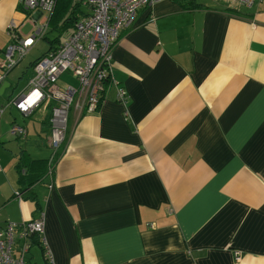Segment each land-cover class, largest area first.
<instances>
[{
	"label": "crops",
	"instance_id": "crops-1",
	"mask_svg": "<svg viewBox=\"0 0 264 264\" xmlns=\"http://www.w3.org/2000/svg\"><path fill=\"white\" fill-rule=\"evenodd\" d=\"M39 15L0 0V224L43 213L56 264H264V1L139 9L97 109L70 108L56 161L53 103L20 113L9 103L33 76L15 92L1 66L9 21L26 33ZM34 239L26 264H48Z\"/></svg>",
	"mask_w": 264,
	"mask_h": 264
},
{
	"label": "built area",
	"instance_id": "built-area-1",
	"mask_svg": "<svg viewBox=\"0 0 264 264\" xmlns=\"http://www.w3.org/2000/svg\"><path fill=\"white\" fill-rule=\"evenodd\" d=\"M19 1L26 11L39 12L40 15L37 18L29 17L27 23L30 29L26 33L21 32L19 23L14 19L9 21L7 28L10 41L2 50L1 60L6 73L26 56L37 41L45 37L57 3V0ZM155 1L157 0H76L74 5L84 7L71 32L34 62V75L28 88L9 104L20 113L28 115L43 103H53L48 143L53 149L54 161V155L65 139L70 108L74 106L78 111L86 109L88 112L97 109L110 74L112 50L120 31L133 24L139 9L151 6ZM226 1L232 7H240L264 0ZM63 73L73 74L77 85L61 86L57 80ZM116 96L119 102L126 104L127 93L121 86H116ZM26 132V128L17 123L12 124L9 129L12 136L24 137ZM16 195L20 197V192L17 191ZM44 232L43 213L37 218L0 224V264H26V255L34 236L40 240L39 245L46 262L56 264L45 241ZM234 254L239 259L240 251L235 250Z\"/></svg>",
	"mask_w": 264,
	"mask_h": 264
},
{
	"label": "rangeland",
	"instance_id": "rangeland-1",
	"mask_svg": "<svg viewBox=\"0 0 264 264\" xmlns=\"http://www.w3.org/2000/svg\"><path fill=\"white\" fill-rule=\"evenodd\" d=\"M73 3H76V0H73ZM83 5H78V10L77 14H80V11L83 10ZM72 15V10L69 9L68 11L64 12V14L59 18L56 19L54 18L53 22L51 23V25L49 26L48 29V38L50 39H54L56 37H58L59 41L63 40L65 38V36L71 32V30L73 29V26H70L66 29H64L62 27V25L65 23V19L68 16ZM26 30V28H25ZM47 48V42L44 39H41L39 41H37L31 48V50L29 51V53L24 57V59L14 68L12 69V71H10V73L7 75V78L9 80H11V82L13 84H16V81L18 80V84L17 87L14 89V91H18L21 87H23L29 80V78H31L34 75V71L31 65H29V62L34 60L37 56H39L43 51H45ZM23 66H27V67H23ZM24 68H27V71H25L22 75L21 78L17 79V75L21 72L22 70H24ZM57 82L63 86L66 84H73V85H77V81L74 75L70 74V73H64L62 74ZM39 108H47V103H44L43 105H41V107ZM48 109V108H47ZM36 237V236H34Z\"/></svg>",
	"mask_w": 264,
	"mask_h": 264
},
{
	"label": "trees",
	"instance_id": "trees-1",
	"mask_svg": "<svg viewBox=\"0 0 264 264\" xmlns=\"http://www.w3.org/2000/svg\"><path fill=\"white\" fill-rule=\"evenodd\" d=\"M71 5H72L71 0H57L55 10H54V12H53V14L51 16L50 25L53 22L54 18L59 19L64 14V12L68 11L71 8L72 15L71 16H68L65 19V21H64L65 23L62 25V27L64 29H66V28H68L70 26H73L74 23H75V21L80 17V15L77 14V11H79L78 10V5L77 6L76 5H73L72 7H71ZM43 39H45L48 42L49 46H50L48 48V50H50L51 48L55 47L56 44L59 43L58 37H56L54 39H50V38H48L47 35H45V37ZM39 58L40 57H38V59ZM38 59H36V60H38ZM34 241L36 243L40 244V240H39L38 237H35Z\"/></svg>",
	"mask_w": 264,
	"mask_h": 264
}]
</instances>
